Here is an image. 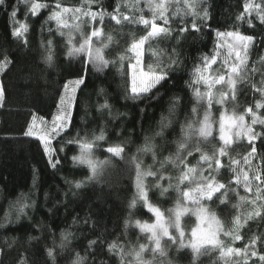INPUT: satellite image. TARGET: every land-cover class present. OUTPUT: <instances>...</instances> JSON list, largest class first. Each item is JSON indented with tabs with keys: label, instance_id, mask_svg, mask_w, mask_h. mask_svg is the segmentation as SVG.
<instances>
[{
	"label": "trees",
	"instance_id": "trees-1",
	"mask_svg": "<svg viewBox=\"0 0 264 264\" xmlns=\"http://www.w3.org/2000/svg\"><path fill=\"white\" fill-rule=\"evenodd\" d=\"M40 2L49 7L41 9L36 16L28 13L23 0H6V6H0V61L4 51L12 61L0 73L4 88L0 106V223L5 224L0 227V264H19L21 259L27 264H53L46 255V248L54 249L55 264H80V261L82 264H168L169 261L171 264H238L240 257H224L219 247L206 246L195 252L168 239L161 243L164 256L154 252L149 234L136 224V221L154 219L138 198L136 164H140L141 170L154 173L143 179L147 198L167 214L178 204L198 207L182 196L184 190L195 186L191 180H180L187 168H194L197 173L203 169L207 176L213 170L200 161L201 154L213 157V168L214 160L221 159L224 167L213 174L228 191L220 199L217 193L210 201L201 200L199 207L219 220V239L225 249H243L253 237L264 240V192L257 200V182L253 179L260 173L264 180V138L255 141L257 153L249 158L250 164L244 163V157L251 151L246 137L233 135L228 149L230 155L218 157L222 146L217 129L219 107L212 103L209 108L207 98L197 99L194 91L199 88L203 92L205 88L203 82L195 83V69L203 68L202 56L216 53L220 42L217 32H239L253 37L247 55L248 75L238 81L235 98L229 95L225 104L228 109L244 115L256 132L264 133V126L251 125L252 114L246 111L251 108L258 117L264 118V108H257L258 103L264 104V91H257L264 90V23L260 22L256 11L250 16L246 14L244 20H237L245 3H264V0H153L154 4L163 3L166 7L169 24L165 26L160 19L156 22L170 31L146 41L141 55L142 67L147 72L150 65L155 68L158 62L164 67L171 64L170 79L157 96L135 100L125 98L132 96L131 64L136 62L130 48L146 35L144 26L127 22L118 25L109 15L104 16L103 23L99 16L92 22L82 13L76 20L73 19L75 14L69 12L63 17L69 27L58 31L57 23L48 19L58 0ZM59 2L63 7L97 14L112 13L119 5L122 15L153 18L148 0H94L91 5L87 0ZM13 7H18L14 18L11 17ZM202 9L209 13V18L203 22ZM20 23L29 26L27 43L24 37L12 35ZM193 23L199 31L192 29ZM75 24L81 25L79 31L73 27ZM94 27L103 32L99 44L108 65L102 68L93 66L86 53L69 55L70 49L79 47L82 36H87ZM182 27L188 30L181 32ZM107 35L113 40L107 41ZM49 40L52 41L51 65L45 61ZM42 42L44 47H41ZM172 59L180 63L172 64ZM81 77L85 83L80 86L83 91H77L80 105L73 109L75 126L62 138L52 141L53 149H64L58 153L61 164L53 169L43 144L24 133L34 117L39 123L40 118L51 121L57 113L63 85ZM105 102L110 109H101ZM208 108L213 113L212 135L201 137L198 129ZM102 131L105 139L97 141L95 137ZM77 133V143H65ZM85 141L92 143L91 159L98 165V177L92 180H88L91 169L72 160L73 156L81 155L80 143ZM181 141L185 142L183 149H179ZM110 146H121L124 153L113 156L107 152ZM197 147L200 151H196ZM233 159L240 163L231 165ZM244 173L252 181V192H246L243 187ZM236 176L240 177L239 185L233 182ZM195 179H199L198 175ZM76 181L85 182L79 190L74 188ZM260 187L264 189V183ZM134 199L136 204L130 207ZM24 204L29 207L20 212ZM257 210L261 215L248 219ZM236 217L242 225L238 232L234 224ZM186 218L187 222H194L192 214ZM62 231L72 234L64 248L59 246ZM225 231H233L242 239L233 240L224 235ZM30 236L39 239L29 241ZM92 240L98 243L90 248L88 244ZM112 243L117 244V252L108 251ZM141 245L145 250L138 261L136 253ZM255 250L264 254V242L258 241ZM249 264H259V261L253 257Z\"/></svg>",
	"mask_w": 264,
	"mask_h": 264
},
{
	"label": "snow or ice",
	"instance_id": "snow-or-ice-1",
	"mask_svg": "<svg viewBox=\"0 0 264 264\" xmlns=\"http://www.w3.org/2000/svg\"><path fill=\"white\" fill-rule=\"evenodd\" d=\"M94 0H87V3L91 5ZM187 2V0H186ZM23 3L27 6V11L32 16H36L39 14L41 9L48 8L49 5L45 3H41L40 0H23ZM0 6H6V0H0ZM148 6L153 11V18L151 20L145 18L143 15H140L138 18L134 16H127L122 15L119 12V5L117 8L113 10L112 13L100 12L97 14L96 12H91L90 10L85 11L81 8H68L63 7L61 3L58 2L55 4V10L51 11L49 15V20H54L58 25V31L61 28H68L69 25L63 19L64 15L72 12L73 19L79 20L80 14L82 13L84 16L89 17L92 22L97 21V17L99 16L100 23H103V19L105 15H109L116 24H121L122 22H127L129 24H142L144 28L147 30L146 35L139 38L135 42L131 44L130 51L134 54L136 62L131 64V71H132V78H131V92L132 96L128 97L125 96L126 99H140L146 98L151 99L152 96H157L159 94L160 88L164 87V85L170 79V74L168 68L171 67L169 64L167 67L162 66L159 62L156 64L155 68L153 66L148 67V71H144V68L141 66V55L142 49L146 43L153 38L160 36L161 34H168L170 29L165 27L169 24V18L165 15L167 11L166 7L163 3L154 4L153 0H148ZM189 7L192 5L189 3ZM203 17L201 18V22L207 20L209 18V13L206 9H202ZM253 11L257 12L258 19L261 23H264V3H245L244 4V11L237 17V20H244L245 15H251ZM18 15V7H13L11 12V17H16ZM157 19L163 20V24L165 26L159 25L156 21ZM249 26H251V19L248 20ZM73 27L76 30H80L81 25L75 24ZM192 29L199 31L200 28L197 24H192ZM29 30V26L26 23H20L19 27H15L12 35L21 38L24 37V42L27 43L26 33ZM187 27H182L180 29L181 32L187 31ZM51 31V30H50ZM103 35L102 29L100 28H93L87 36H84L83 41L79 44V47H75L70 49L69 55H74L78 53H86L90 62L93 66L98 68H102L108 65V61L105 59L104 55H102L101 48L93 47V38L100 37ZM217 38L224 40L223 44L218 45L217 47H224L226 46L228 49V56L222 62L221 68L223 72H219L211 77L208 78L204 75V71L211 70V66L217 63V58L219 56V52L217 51L216 54L210 56H202V66L197 67L195 69L196 81L195 83L203 82L206 86L208 91L201 92L199 88L194 89L197 99H205L208 100L209 108L212 106L213 102V95L211 92V88L214 85H227L229 91L221 93V97L216 103L223 104L227 100L228 96L235 98V92L238 81L244 80L248 75L247 70V55L248 49L253 41V37L245 36L240 34L239 32H217ZM228 38V39H225ZM107 41H112L113 37L111 35L106 36ZM68 42H72V37L69 35ZM48 48L47 52L48 55L45 57V61L51 65L53 61V54H52V41L49 40L47 42ZM106 46V45H105ZM41 47H44V43H41ZM234 57V58H233ZM229 58H233L230 59ZM121 60L124 57H120ZM12 63L9 59L8 54L6 51L3 52V60L0 61V72L4 71L8 65ZM172 64H179L180 61L178 59H172ZM85 83L84 79L81 77L74 81H69L63 85V93L59 96V103L57 105V113L53 116L50 123H46L43 118H40V124L44 125L42 129L38 128L36 125V118H33L32 123L29 125L28 129L25 131L24 135L27 137H33L37 139L39 142L43 144V150L45 155L48 157V163L51 168L57 169L58 166L61 164V159L58 156L60 151H63V147L59 149L52 148V141L56 138H62L64 134L68 133V129L74 127V120H73V109L79 108L80 101L77 97V91H83L80 87ZM155 90V91H153ZM103 91V90H101ZM127 92V88H125ZM257 91H264L261 89H257ZM4 99V88L0 85V102ZM2 106V103H0ZM101 109H110V105L105 102V104L100 106ZM257 108H264V104L258 103ZM195 111V109H193ZM248 113L252 114L251 125H262L264 126V118L258 117L251 108L246 110ZM191 128V124L188 125ZM235 130V131H233ZM198 134L201 137H209L212 135V124L209 121V117L206 114L204 116V120L201 123ZM233 134L237 137H246L249 145H251V151L244 157V163L250 164V157H255L257 153V148L255 147V141L257 139L264 138V133H258L254 130L252 126L245 124V117L244 115H236V114H226L221 113L219 118V141L222 142V146L219 147L218 150V157H225L229 156L228 149L230 148L231 144L233 143ZM95 139L97 141L104 140L105 136L103 131L99 136H96ZM79 141V133H77L76 137L72 139L66 140L65 143L67 144H75ZM92 143L85 141L80 143L81 155L73 156L72 160L74 164H81L87 165L92 172V175L88 177V180H92L98 177L97 163L91 159V150H92ZM185 147V142L181 141L179 143V149H183ZM196 151H200L199 147L196 148ZM107 152L111 153L113 156H122L124 153V148L121 146H110L107 148ZM191 152H188V155H191ZM213 155H217L213 153ZM134 159V158H133ZM200 161L207 165L208 169H212L213 171L209 173V175L205 176L203 169L197 173V170L194 168H187V171L182 174L180 180H191L192 183L195 185L194 187H189L187 190L182 192L183 199L186 201H190L196 205H198L196 209V215L199 223L195 228L192 229V241L190 242V247L193 251H198L202 245L209 244L216 247H219L221 250V255L224 257L228 256H236L240 257V261L238 264H249V260L253 257L257 258L259 264H264V254L259 253L256 251L257 242H264L261 237H253L249 244H246L243 249L240 248H232L227 247L225 249L223 242L219 239V232L221 231L220 222L219 220L213 215L211 217L206 215V209L204 207H199L201 200H212L213 196L217 193H220V196H217V199H220L221 196H225L228 187L224 183H220L216 180V177L213 173L218 172L224 165L222 164L221 159L216 158L214 160L215 167L213 168V157L207 154H201ZM240 162L238 160H231V165H237ZM137 169V193L138 198L144 202L148 211L152 212L155 215V222L154 223H147V222H140L136 221L137 226L140 228L142 232L149 233L148 239L154 245L153 251L158 252L161 256L165 255V250L161 246L162 239L164 237L168 238V241L175 243L177 238L174 237L170 231L169 227L166 225L164 220V214L158 207L153 206L149 203L147 198V192L145 191V186L143 184V179L147 176L154 175L151 171H143L141 170V166L139 163L136 164ZM235 169L233 168V171ZM191 174V175H190ZM198 175L199 179H195ZM253 179L257 182L256 186V199H260V193L264 192V189L260 187L261 183H264L262 180V175L260 173L256 174ZM244 180V189L246 192H252V181L249 179L247 173L243 175ZM234 183L237 185L240 184V177L236 176L233 180ZM84 181H76L74 183V188L79 190L84 186ZM76 193L73 192V195ZM243 200L244 197H241ZM224 200H221V203H224ZM255 200L252 202L255 204ZM136 204V200L134 199L130 207H134ZM29 207V205L24 204L23 207L19 209L20 212L24 211V208ZM188 208H181L180 205H177V210L175 212V224L174 227L179 232L180 239V246L181 247H188L189 245L183 244V236L184 232L180 229V219L183 214L188 212ZM261 213L259 210L255 211L253 214L248 216V219H253L256 216H260ZM10 222V221H8ZM87 223V221H85ZM207 223L208 228L205 229L202 227ZM215 224L216 227L213 228L212 225ZM234 224L236 226V230L238 232L239 227L242 225L240 224L239 217L235 218ZM5 224L0 223V227H4ZM70 232H61V244L59 245L61 248H64L67 243H69V238L71 237ZM225 236H231L233 240H240L242 237L239 234H234L233 231H225ZM39 237H29V241L38 240ZM98 241L92 240L89 241L88 247H93L96 245ZM118 246L115 243L108 245L109 252H117ZM145 250V246L141 245L139 252L136 253L137 259L139 261L140 254ZM46 255L52 259L53 264H55V254L53 248H46ZM79 257V254H77ZM121 260H123V253L121 252ZM19 264H27V261L21 259ZM82 264V261H80ZM171 264V261L168 262Z\"/></svg>",
	"mask_w": 264,
	"mask_h": 264
},
{
	"label": "rangeland",
	"instance_id": "rangeland-1",
	"mask_svg": "<svg viewBox=\"0 0 264 264\" xmlns=\"http://www.w3.org/2000/svg\"><path fill=\"white\" fill-rule=\"evenodd\" d=\"M162 1H166V0H162ZM90 34V33H89ZM84 36L85 35H83L82 37L84 38ZM101 37H102V35L100 36V37H94L93 38V47L95 48V47H99V48H101V50L103 49V47H101V45L99 44L100 42H101ZM225 39H228V38H225ZM224 43V40H221L220 39V42H219V44L218 45H220V44H223ZM217 51L219 52V56H218V58H217V63L216 64H213L212 66H211V70H207V71H205V76L206 77H208V78H211V77H213V76H215L217 73H218V71L219 72H223V69L221 68V65H222V62H223V60L225 59V57H227L228 56V49H227V47L226 46H224V47H218V49H217ZM216 51V52H217ZM102 52V51H101ZM216 54V53H215ZM102 55H103V53H102ZM234 58V57H233ZM233 58H229L230 59V62H231V59H233ZM141 66H142V59H141ZM217 66V67H216ZM1 73V72H0ZM0 85H1V83H0ZM220 87H222L223 88V91H222V88L220 89ZM205 91H208V89L206 88V86H205V88H204V90H203V92H205ZM229 91V89H228V87H227V85L225 84V85H214L212 88H211V92H212V95H213V104L215 105V106H218L219 107V113H218V115H217V120H218V122H217V129H218V131H219V118H220V114L223 112V113H226V114H229V115H231V114H236V115H242V114H238V113H235L232 109L230 110V109H228V107L226 106L227 105V103L225 104V103H223V104H219V103H216V101L217 100H219L220 99V97H221V93H223V92H228ZM229 98V97H228ZM227 98V99H228ZM202 100H204V99H202ZM226 102V101H225ZM0 103H2V102H0ZM208 115V117H209V121L211 122V124H212V127H213V121H212V111H209V108L206 110V113H205V115ZM36 120H38V119H36ZM45 122L46 123H50L51 121L50 120H45ZM245 124L246 125H249L247 122H246V119H245ZM36 125H37V127L38 128H40V129H42L43 127H44V125H41L39 122H36ZM233 131H235V130H233ZM234 135V134H233ZM143 184H144V186H145V183L143 182ZM149 201V200H148ZM149 203H151L150 201H149ZM152 204V203H151ZM153 206H155V207H158V206H156V205H154V204H152ZM181 208H188L189 209V211L188 212H186L185 214H183L182 216H181V219H180V229L184 232V236H183V238H182V240H183V244L184 245H189L188 247L190 248V249H192L191 247H190V242L192 241V229L193 228H195L196 226H197V224L199 223V221H198V219H197V215H196V209L197 208H192V207H190V206H180ZM159 208V207H158ZM160 209V208H159ZM161 210V209H160ZM176 210H177V207H175L172 211H170L169 213H167V214H165L162 210H161V212L164 214V220H165V223H166V225L169 227V231H170V233L174 236V237H176L177 238V241L178 242H180V237H179V232L176 230V228L174 227V224H175V212H176ZM152 213V212H151ZM189 214H192L193 215V218H194V222H187V216L189 215ZM152 215H153V217H154V219L151 221V222H147V223H149V224H151V223H154L155 222V215L152 213ZM206 215L207 216H209V217H211L212 215H210L207 211H206ZM143 223V222H142ZM202 227H204L205 229H207L208 228V225H207V223H205L204 225H202ZM212 227L213 228H215L216 227V225L215 224H213L212 225ZM220 228H221V225H220ZM149 234V233H148ZM219 234H220V232H219ZM150 235V234H149ZM219 238H220V236H219ZM164 239H168L167 237H164L163 239H162V241L164 240ZM162 243V242H161ZM162 246V245H161ZM206 246H213V245H209V244H205V245H202L200 248H199V250L201 249V248H204V247H206ZM198 250V251H199ZM198 251H195V252H198Z\"/></svg>",
	"mask_w": 264,
	"mask_h": 264
}]
</instances>
